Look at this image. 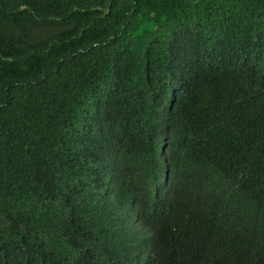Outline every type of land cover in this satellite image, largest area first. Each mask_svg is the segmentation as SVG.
Segmentation results:
<instances>
[{
    "label": "trees",
    "instance_id": "trees-1",
    "mask_svg": "<svg viewBox=\"0 0 264 264\" xmlns=\"http://www.w3.org/2000/svg\"><path fill=\"white\" fill-rule=\"evenodd\" d=\"M0 264H264V0H0Z\"/></svg>",
    "mask_w": 264,
    "mask_h": 264
},
{
    "label": "clouds",
    "instance_id": "clouds-1",
    "mask_svg": "<svg viewBox=\"0 0 264 264\" xmlns=\"http://www.w3.org/2000/svg\"><path fill=\"white\" fill-rule=\"evenodd\" d=\"M155 193L145 202L130 203L113 211V229L117 234V241L128 253L135 256L136 261L142 259L145 253H151L153 228L161 221L162 210L157 208L155 212L151 209L163 201L157 199Z\"/></svg>",
    "mask_w": 264,
    "mask_h": 264
}]
</instances>
